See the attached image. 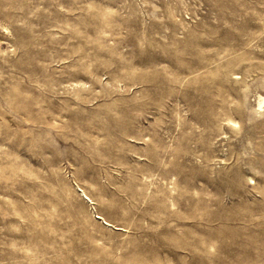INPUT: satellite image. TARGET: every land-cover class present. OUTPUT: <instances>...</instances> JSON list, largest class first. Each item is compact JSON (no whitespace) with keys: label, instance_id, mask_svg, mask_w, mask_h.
I'll list each match as a JSON object with an SVG mask.
<instances>
[{"label":"rangeland","instance_id":"obj_1","mask_svg":"<svg viewBox=\"0 0 264 264\" xmlns=\"http://www.w3.org/2000/svg\"><path fill=\"white\" fill-rule=\"evenodd\" d=\"M264 0H0V264H264Z\"/></svg>","mask_w":264,"mask_h":264},{"label":"bare ground","instance_id":"obj_2","mask_svg":"<svg viewBox=\"0 0 264 264\" xmlns=\"http://www.w3.org/2000/svg\"><path fill=\"white\" fill-rule=\"evenodd\" d=\"M263 101H264V97H261L260 98V104L263 103Z\"/></svg>","mask_w":264,"mask_h":264}]
</instances>
